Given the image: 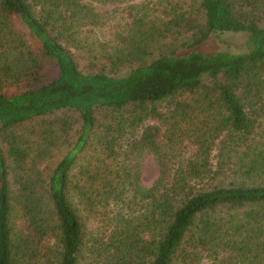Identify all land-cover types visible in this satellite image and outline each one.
Instances as JSON below:
<instances>
[{"label":"trees","instance_id":"1","mask_svg":"<svg viewBox=\"0 0 264 264\" xmlns=\"http://www.w3.org/2000/svg\"><path fill=\"white\" fill-rule=\"evenodd\" d=\"M1 139L0 264H264V0H0Z\"/></svg>","mask_w":264,"mask_h":264},{"label":"rangeland","instance_id":"2","mask_svg":"<svg viewBox=\"0 0 264 264\" xmlns=\"http://www.w3.org/2000/svg\"><path fill=\"white\" fill-rule=\"evenodd\" d=\"M193 1V0H188ZM199 2V0H196ZM131 5H122V6H106V7H100V10L103 14V19L106 25L104 26V32L103 34L105 37L109 39L115 38V34L117 32H120V35H126L128 31L131 29L132 24L134 23V15L136 14V11H139L140 9H144V4L140 7H137V10H132L130 8ZM246 39V35L240 34H226L218 37H211L210 40L204 44L200 50L204 52H215V51H222L226 49L231 50H237V48L243 46ZM159 51H153V54L149 57H147V61L153 59L154 57L158 56ZM146 61V62H147ZM131 70V66L125 67L121 71V75H125L129 73ZM186 95H179L172 99L166 100L161 103H157V108L159 112H167L169 109V106L173 105L177 101L182 100ZM150 107V106H149ZM172 107V106H171ZM170 107V108H171ZM110 113H105L104 115H101L100 121L103 123H109L106 120H104L107 116H109ZM146 123H152L156 124V121L151 120V118L146 119ZM79 124L75 125V130L72 129L71 133H69L70 137V145L73 146L74 143L77 141V138L79 136ZM1 146L6 150L7 146L3 142V140H0ZM71 148L70 146H63L59 149H55L53 152L52 157L49 159L48 162L51 163L52 166H55L57 162L60 161V159L63 157V154ZM89 154L93 155V152H90ZM84 162V160H81L79 162V165H81ZM156 159L151 155H146L142 160V182L146 186H151L159 177V168ZM80 208V207H79ZM82 212H79L83 223L86 225V233L88 236V244L91 243L92 237L94 234H96V226L95 222L92 220H89L87 214L80 208ZM89 246V245H88ZM85 259V263L83 264H92V260Z\"/></svg>","mask_w":264,"mask_h":264}]
</instances>
